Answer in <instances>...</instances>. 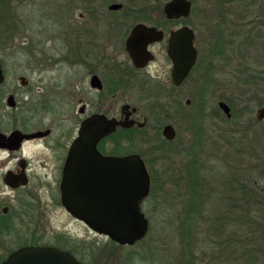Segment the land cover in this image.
Listing matches in <instances>:
<instances>
[{"label": "flooded vegetation", "instance_id": "flooded-vegetation-1", "mask_svg": "<svg viewBox=\"0 0 264 264\" xmlns=\"http://www.w3.org/2000/svg\"><path fill=\"white\" fill-rule=\"evenodd\" d=\"M30 3L0 0V264L34 247H54L81 264H96L98 253L84 246L78 232L84 228L117 242L92 230L62 203L71 146L88 120L93 131L115 120L114 129L96 141L99 154L138 155L152 175L156 110L131 105L129 90L150 92L157 85L166 71L157 65V44L165 40L167 51L172 29L157 26V17L165 15L157 0L142 7L115 0H75L76 6L53 8ZM139 24L163 30L164 37L148 42L135 62L127 40ZM152 186L151 179L143 202ZM52 208L60 212L52 216L62 221L57 229L50 226Z\"/></svg>", "mask_w": 264, "mask_h": 264}, {"label": "rangeland", "instance_id": "rangeland-1", "mask_svg": "<svg viewBox=\"0 0 264 264\" xmlns=\"http://www.w3.org/2000/svg\"><path fill=\"white\" fill-rule=\"evenodd\" d=\"M30 1V7L76 6L75 0ZM115 1L137 7L154 6L156 2ZM166 1L157 0V9L163 11ZM191 1V13L185 18L173 22L165 15V19L157 17V26L167 30L183 24L194 29L198 58L188 79L179 86L172 83V64L163 40L157 44V65L166 67V71L162 70L157 77V85L150 92L129 90L131 105L140 104L145 112L156 110V117L152 115L151 120L157 125L154 144L157 167L152 171L151 193L142 204L149 221L147 233L132 245H121L94 237L82 228L78 234L84 246L90 245L92 253H98L96 264H186L189 257L191 264H264V230L256 227L264 210V118L256 119L257 111L264 106V26L259 23L264 20V3L234 0L220 11L209 2L213 0ZM215 36L226 49L210 55ZM219 101L229 106L230 116L220 108ZM167 124L176 129L174 139H167L162 133ZM152 134L148 133L151 139ZM192 165L200 169L199 178L207 199L203 219L195 221L193 241L188 247L180 241L179 228L180 215L190 196L187 178ZM243 188L261 196V201L256 198L247 207L255 224L253 221L251 227L232 232L233 237H239L238 246L223 250L216 245L218 239L209 235L210 220L214 215L239 216L240 220V213L230 208L243 201ZM59 213V209H51L53 229L62 225V221L52 217ZM234 228L226 229L224 237Z\"/></svg>", "mask_w": 264, "mask_h": 264}, {"label": "water", "instance_id": "water-1", "mask_svg": "<svg viewBox=\"0 0 264 264\" xmlns=\"http://www.w3.org/2000/svg\"><path fill=\"white\" fill-rule=\"evenodd\" d=\"M191 8V0H167L163 12L168 19H179L189 16ZM163 37V30L155 31L139 24L127 40V50L136 62L148 42L160 41ZM167 55L172 62V83L179 86L198 58L194 29L186 24L172 29L167 39ZM218 105L230 116L225 102L219 101ZM263 118L264 106L256 114L257 120ZM115 125L116 121L111 120L106 125L99 124L93 131L95 125L88 120L82 126L80 137L71 146V173L68 168L62 184V203L92 230L119 244H133L147 232L148 220L141 211V203L149 193L151 177L138 155L103 157L99 154L95 147L97 139L112 131ZM162 133L167 139H172L175 131L171 124H167ZM15 262L81 264L69 253L54 247L24 248L7 261L9 264Z\"/></svg>", "mask_w": 264, "mask_h": 264}, {"label": "trees", "instance_id": "trees-1", "mask_svg": "<svg viewBox=\"0 0 264 264\" xmlns=\"http://www.w3.org/2000/svg\"><path fill=\"white\" fill-rule=\"evenodd\" d=\"M259 1L264 3V0H252V4H256ZM209 2L214 3L215 7H218V9L220 10L221 8H224V5L226 3H233L234 0H213V1H209ZM260 5H263V4L260 3ZM223 11H225V10H223ZM224 14H225V12H224ZM223 18L224 17H222L221 19H223ZM173 22H175V20H173ZM259 23H260V25L264 26V20L263 21L260 20ZM211 42H212L211 43L212 45H211V49H210V55H214V54L218 55L220 52H222L226 49L225 46H223L221 43L222 40H219V38L216 36L214 37L213 40H211ZM262 47H264V43H262ZM263 57H264V49H263ZM195 66H194V68H195ZM194 68H193V70H194ZM228 99H229L228 103L232 107V103L230 102L232 99H230V97ZM232 111L233 112H232L231 117L236 116V113L234 112L233 109H232ZM226 119H228V118H226ZM192 159L194 161V158H192ZM190 168L191 169H189V171H188L189 177L187 178L188 179L187 193H189L190 196H188V200H187V202H186V204L182 210V213L180 215L181 222H180V228H179V233L181 235L180 241L183 242L184 244H186V246H188V247H191V242L193 241L192 233L195 231L194 229L197 225L195 221H198V219H203V215H204L203 211L206 208V207H204V202L207 199L203 195V191L205 188H204V185L200 181V178H199L200 169H198V167L195 165H192ZM151 179H152V183H153L154 182L153 181V175H151ZM243 189H245V190H243L244 192L242 193V200L243 201L240 200L239 203L235 202L233 204V206H231V208L229 206L230 210H233L234 212L240 213V220H239V216H237L236 218H228V217L223 218L222 215H214V217L210 220L211 225H210L209 235L211 234L210 236H213L214 238L218 239V241H216V245H218V246L220 245L223 250H226L229 248H234V246L235 247L238 246L237 239H239V237H233L232 232H234V234H235V231H237V233H238L239 230H243L244 226H248V227L252 226V223L254 220H252V221L250 220V211H249V209H247V207H248L249 203L252 202V200H254L256 198L258 201H261V196L260 195L257 196L255 191H252L250 188H243ZM257 200L255 202H258ZM238 220H239V223H238ZM247 221H250V223H248ZM254 224H255V221H254ZM256 225H257L256 227L259 228L261 230V232H262V230H264V210H262L260 219H258L256 221ZM230 226H234L235 228L233 230H229L231 232L228 233L227 236L224 237V235H223L224 231H226V229L230 228ZM234 240H235V243H234ZM240 241H241V239L239 240V243H241V245H242V241L241 242ZM244 246H245V244L243 243V245L241 247L244 248ZM188 250L190 252V248ZM239 250L241 251V248H239ZM236 251H238V249ZM186 264H191V258L190 257L187 259Z\"/></svg>", "mask_w": 264, "mask_h": 264}]
</instances>
